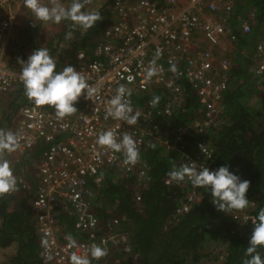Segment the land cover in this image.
Returning a JSON list of instances; mask_svg holds the SVG:
<instances>
[{"label":"built area","instance_id":"2783aa9c","mask_svg":"<svg viewBox=\"0 0 264 264\" xmlns=\"http://www.w3.org/2000/svg\"><path fill=\"white\" fill-rule=\"evenodd\" d=\"M8 1L0 0V10ZM236 2L114 0L118 20L104 30L91 54L79 51L76 55V69L86 75L89 84L99 87L93 101L82 95L77 101V112L64 118L57 117L53 106H36L34 103L22 106L15 131H21L24 139L21 147L8 156L18 161L22 154L38 144H50L39 168L40 182L33 202L38 218V235L41 239L47 238L51 245L50 248H42L44 259L47 255L52 256L48 264H70L72 252L82 255L92 244H100L101 241L107 255L92 264L123 263L114 259L116 251L128 255L130 262H137L138 254L134 252L128 235L118 232V226L124 219L115 218L103 225L94 215L91 200L95 196V186L102 184L104 169L112 168L126 176L134 175L140 186L145 187L151 180L150 167L142 159L135 165L125 164L122 153L99 146L96 139L99 132L113 128L121 134L127 132L132 135L141 153L151 148V144L162 143V139L166 149L175 148L173 138L167 134L169 131L156 120L168 119L185 110L188 97L187 86L180 82L183 78L194 88L204 112L202 116H193L187 126L177 127L171 132L177 134L178 140L193 133L198 136L194 148L180 154L178 166L190 164L197 169L211 168V145L204 136L220 123L232 60L228 54L219 59L220 53L204 48L203 43L207 40L214 48H220L221 42L232 43L237 39V34L227 27L226 17L220 16V12L224 15L232 13ZM11 19L8 16L0 22V98L16 84L22 83L20 73L4 62ZM238 21L244 34L251 33L259 25L255 9L240 16ZM260 24L262 35L250 67L255 77L264 75V18ZM157 50L162 53L157 59L161 71L148 80L145 70L149 61L156 57ZM169 61L177 66L181 75L169 70ZM128 77H132L131 83ZM119 84H125L132 90L130 100L134 110L142 113L136 125L104 118L105 105ZM157 94L161 99L156 107H152L150 100ZM202 145L209 157L201 150ZM19 181L23 188L30 187L24 179ZM166 182L171 184L172 180ZM182 186L187 188L185 195L178 200L167 225L179 221L201 200L199 188L190 183H182ZM141 199V192H137L136 201ZM252 206L254 203L240 210L236 218L243 223L251 222L254 217L250 212ZM63 212L76 215V231L80 237L74 238L78 248H69L66 234L61 233L59 214Z\"/></svg>","mask_w":264,"mask_h":264},{"label":"trees","instance_id":"16d2710c","mask_svg":"<svg viewBox=\"0 0 264 264\" xmlns=\"http://www.w3.org/2000/svg\"><path fill=\"white\" fill-rule=\"evenodd\" d=\"M113 3L114 0H106L97 9L101 13V20L84 33L81 43H75L80 44L78 49H91L97 35L111 25L114 18ZM246 9V13L255 9L259 20V25L249 34L240 31L238 21ZM220 13V16L226 17L227 27L237 34V39L227 45L225 51L230 54L232 47L236 51L229 55L232 66L229 72V87L223 94L221 124L204 137L211 145L209 162L213 169L221 164H229L231 170L237 172L242 179L250 181L247 192L250 201L248 207L254 203L250 212L255 215L260 207H264V75L255 77L250 72V67L256 58L255 44L262 35L260 23L264 18V0H237L232 13ZM63 43L67 41L59 38L57 41H49L45 47L50 48V54L55 58L58 50L57 47L52 48V44L61 46ZM221 43L227 44L226 41ZM203 47L219 52L218 47L214 48L207 40ZM9 53L13 55L12 50ZM223 54L220 52L218 58L221 59ZM63 55L59 54L56 59L58 69L66 64L74 65L73 61L66 63ZM22 58L24 59V56ZM17 66L21 71V65L18 63ZM180 82L187 86L188 99L185 110L168 119L156 120L169 131L167 134L173 138L175 148L166 150L156 144L155 148L151 147L141 153V158L150 167L151 180L145 187L140 186L134 175L126 176L112 168L104 169L103 183L95 189L96 197L93 201L97 208L94 215L103 221V225L110 223L115 217L124 219L120 231L131 237L135 252L139 256L135 263L130 262V258L121 256L124 263L201 264L208 260H218L219 264H243L244 249L251 236L252 223H243L236 218L239 211L229 214L217 211L205 189L199 188L201 200L191 212L179 221L167 225L168 218L187 189L182 183L173 180V183L167 184L166 181L171 179L167 172L174 164L178 166L183 151H191L194 148V140L198 137L193 133L194 135L189 134L178 140L177 134L171 132L177 127L187 126L193 116H202L204 112L188 80L183 78ZM13 94L15 99L8 113L9 124L12 116L18 117L23 105L31 103L24 94L23 84L17 85ZM46 147L47 145L38 146L32 153L29 152L22 157V163L15 160L18 169H14L17 170L14 174L21 176L33 190L30 193L23 190L18 180L16 191L0 195V247L11 248L13 243L18 244L11 259L12 264H45L33 201L40 182L38 165ZM23 165L27 170L22 173ZM137 189L142 194L140 202H137L135 197ZM7 195H11V198L15 195L20 197L18 211L9 208L11 198L6 197ZM31 195L32 208L24 204L26 198ZM75 220L76 217L72 214L62 213L60 216L65 233L77 237ZM217 243L223 246L219 251L213 248ZM261 252L264 253V249H261ZM116 256L119 261L120 255ZM109 264L115 263L111 261Z\"/></svg>","mask_w":264,"mask_h":264},{"label":"clouds","instance_id":"9594fccd","mask_svg":"<svg viewBox=\"0 0 264 264\" xmlns=\"http://www.w3.org/2000/svg\"><path fill=\"white\" fill-rule=\"evenodd\" d=\"M88 0H24V7L31 11L34 20L40 24H60L68 22L70 28L79 29L86 33L98 21L101 13L98 10L87 8ZM72 31L66 36L72 38ZM157 50L156 57L149 61L146 68V79L151 80L158 76L161 68L157 66V59L161 56ZM83 58V55H80ZM21 65L20 81L23 84L24 94L27 99L36 106H53L57 117L64 118L77 112V101L82 95L92 100L99 91L98 86L89 84L84 73L78 71L74 65L66 64L58 69L56 59L50 54L47 47H37L25 60L18 58ZM169 70L181 75L177 66L169 61ZM129 83L132 77H128ZM132 90L125 84H119L115 94L105 105V119L123 121L128 125H136L142 113L134 110L130 97ZM159 96L150 100L152 107H156L160 101ZM147 118V117H145ZM24 139L19 130L0 128V195L14 192L18 189V177L14 174V168L8 154L21 147ZM96 143L113 152L122 153L124 163L135 165L141 158V152L137 141L127 132L121 134L116 129L109 128L98 133ZM150 147L155 148V144ZM201 150L209 157L203 145ZM94 171V170H93ZM167 176L177 183H190L194 188H202L210 194V200L217 211L229 214L233 211L244 210L249 206L247 192L250 181L242 179L237 172L231 170V165L221 164L216 168L209 166L197 169L194 165H173L167 172ZM247 220V217H245ZM252 232L248 245L244 249L243 264H264V207H260L251 220ZM69 248H78V242L71 233L65 235ZM42 246L50 248L47 238L42 239ZM100 244H92L84 254L72 252L70 264H92L107 255V250ZM52 256L45 257V264Z\"/></svg>","mask_w":264,"mask_h":264},{"label":"crops","instance_id":"0c3cea01","mask_svg":"<svg viewBox=\"0 0 264 264\" xmlns=\"http://www.w3.org/2000/svg\"><path fill=\"white\" fill-rule=\"evenodd\" d=\"M46 2H47V0H46ZM65 2L67 3L68 0H65ZM105 2H106V0H101L100 4L96 7V4L93 3L92 0H88L87 8L89 10H97ZM112 10H113L112 14L114 15V18H112V22H114V21H116L118 15L114 11L113 8H112ZM5 16H10L13 20V27L11 29V32L7 35V43L9 41V36L12 37L13 40H17V42H18V39H15L17 34H19V35L21 34V36H22L24 33H30V34L32 33L33 35H35L34 37H30V38H32V41L33 40L35 41L36 39H40L39 43L42 44L45 42L44 39H47V40L51 39L49 37V35H52L53 32H59V33L63 32V26H64L63 22H61L60 25L58 24V26L60 28L54 29V27L57 26V24L54 25L53 23H49L47 25H44V24H40L39 21L34 20V17H32L31 11L24 7V0H9L8 3L6 4V6L0 11V19L4 18ZM73 32H77L80 35L79 41L81 43V41L83 40V37H84V33H81L79 29H75ZM102 34H103V32H101L99 35H97V37L95 38L94 41L96 42L98 40V38L100 39ZM71 42H72V45H74L73 40H71ZM45 46H47V44ZM77 46H80V44L76 45V47L74 46L75 57L72 58L74 65L76 62V55L79 51L85 50L88 53H90V50L92 49V48L89 50L88 49L87 50L86 49H78ZM19 47L21 48V46H19ZM57 47H60V46H57ZM52 48H54V46H52ZM72 48H73V46H72ZM225 48L226 47H224L222 50H224ZM255 48H256V44H255ZM7 50H8V48H6L5 53H4L5 64L14 68L16 71L21 72L20 69H18V66L16 65V63H13L12 60H10L11 57L6 58ZM17 51H19V49H17ZM225 52H227V51H225ZM29 55L30 54L28 52L27 56H29ZM255 56H256V51H255ZM10 62H12V63H10ZM5 98H6V95H4V96H2V98H0V110H1V107L3 106V102H4ZM7 129H10V128H7ZM23 166H22V171L27 170V168L25 166L24 167ZM16 169H18V167ZM6 197L11 198V195H7ZM31 198H33L32 195H31V197L28 196L25 200V203H24L25 205H29L30 208H32ZM19 207H20V197L12 196V198L10 199V207L9 208H11V210L17 209V211H18ZM35 218H36V216H35ZM36 224H37V219H36ZM17 248H18L17 243L16 244L13 243L11 248L0 247V254H1L0 255V264H12L11 259L15 253V250H17Z\"/></svg>","mask_w":264,"mask_h":264},{"label":"rangeland","instance_id":"374dc122","mask_svg":"<svg viewBox=\"0 0 264 264\" xmlns=\"http://www.w3.org/2000/svg\"><path fill=\"white\" fill-rule=\"evenodd\" d=\"M92 2L95 3L96 7H97L100 4L101 0H92ZM247 10L248 9L245 10V13H246ZM63 25L64 26H63V32L62 33L59 34V32H53L52 35H49V37L51 39H49V40L44 39L45 42L42 43V44L39 43L40 39H36L35 41L34 40L32 41V38H30V37H34L35 36L32 33L31 34L30 33H24L22 36H21V34L20 35L17 34L15 39H18V42H17V40H13V38L9 36V41H8V45H7L8 50H7V53H6V58H10L11 57L10 60H12V62L16 63V65H17L18 64V62H17L18 58H21L22 56H24V59H25V57L28 58V56H27L28 52H29V54H31L37 47H45V45L49 41H52V40H56L57 41V39L63 38V39H65L67 41V43H63L60 47H57L58 45H53L52 44V46H54V48L57 47V50H58V52L55 54V59H58L59 54L63 53L64 54L63 55V60H65L66 63H69V61H72V58L75 57V49L72 48L73 45H72L71 40H73V44L80 42L79 41L80 35L77 32H73L75 29L70 28L68 22H63ZM58 28H60V27L57 24V26H55L54 29H58ZM69 31H72V33H73L71 39L67 38V36H66V34ZM227 45H231V43L227 42L226 47H227ZM19 46H21V48ZM17 49H19V51H17ZM67 49H69L70 51H67ZM10 50H12V52H13L12 56L9 53ZM218 51L221 52V53H227V52H225V49L224 50L219 49ZM229 51H230V55H232V53L234 51H236V50L232 47V49L229 50ZM12 62H10V63H12ZM18 69H19V67H18ZM263 90H264V88H263ZM14 91H15V88L11 89V91L6 94V98H5L4 102H3V106L1 107V110H0V128H4V129L10 128L13 131H15V128H16V123H17L16 117L12 116V121L9 124L8 113L10 112L9 110L11 109L13 100L15 99V97H14L15 94H13ZM26 155L27 154H23L21 156V161L22 162H23L22 157H25ZM10 160L12 162L13 168L16 169V167H17L16 161L12 160L11 158H10ZM22 162H20V163H22ZM16 171H14V173ZM137 192H139V190ZM15 196H17V195H15ZM213 248H214L215 251H219V250H221L223 248V246H221V245H219L217 243L216 245L215 244L213 245ZM114 258H116L115 260L117 261L116 253L114 255ZM119 261L124 263V261L121 258V256H120V260ZM201 264H219V261L218 260H211V261L208 260L207 262H204V263L202 262Z\"/></svg>","mask_w":264,"mask_h":264},{"label":"bare ground","instance_id":"6f19581e","mask_svg":"<svg viewBox=\"0 0 264 264\" xmlns=\"http://www.w3.org/2000/svg\"><path fill=\"white\" fill-rule=\"evenodd\" d=\"M112 8L114 9V11H115V8H114V3H113V6H112ZM2 10V9H1ZM0 10V11H1ZM116 12V11H115ZM117 13V12H116ZM118 15V14H117ZM8 16H5L4 18H7ZM4 18H2V19H0V22L4 19ZM118 20V17H117V19H116V21ZM116 21H114V22H112L111 23V25L112 24H114ZM111 25H109V26H111ZM109 26H107L106 28H108ZM12 27H13V20L11 19V26H10V29L8 30V32H7V35L11 32V29H12ZM105 28V29H106ZM104 29V30H105ZM104 30L102 31V32H104ZM99 41V39L95 42V44H94V46L92 47V49L90 50V53L89 54H91L93 51H94V48H95V45H96V43ZM7 42H6V46H5V50H6V48H7ZM224 47H226V44H223L222 45V47H220V48H218V49H223ZM5 50H4V53H5ZM81 51H85V50H81ZM85 52H87V51H85ZM88 53V52H87ZM220 53V52H219ZM224 54H228V53H224ZM228 55H230V54H228ZM75 67H77V57H76V62H75V65H74ZM18 72V71H17ZM20 73V72H19ZM20 84H22V83H20ZM20 84H16L13 88H15L17 85H20ZM12 88V89H13ZM6 95V94H5ZM157 95H160V94H157ZM223 101H224V99H223ZM32 103V102H31ZM28 104V103H27ZM22 108V107H21ZM21 108H20V110H21ZM19 115H20V111H19V113H18V117H19ZM18 117L16 118V121L18 120ZM159 119H161V118H159ZM158 120V119H157ZM221 124V119H220V123H219V125ZM218 125V126H219ZM167 137V136H166ZM195 141V140H194ZM157 144H160L162 147H164V149H166L165 148V146L163 145V139H162V143L161 142H158ZM42 145H47V147H46V149L44 150V152L42 153V155H41V158H40V161H39V165H38V167L40 168V165H41V162H42V160L44 159V153H45V151L46 150H48V148L50 147V144H48V143H45V142H43V143H40V144H38L35 148H33V149H31V150H29V151H27L26 153H24V154H27L28 155V153L29 152H33L38 146H42ZM156 145V144H155ZM166 150H169V149H166ZM23 155V154H22ZM140 159H142V158H140ZM210 159V158H209ZM143 160V159H142ZM17 161V160H16ZM21 161V157H20V159L17 161V162H20ZM212 168V167H211ZM24 171H22V173H23ZM22 175V174H21ZM18 177V180L20 179V178H22L21 176H17ZM103 180H104V178H103ZM102 183H103V181H102ZM30 185V184H29ZM38 186H39V184H38ZM38 186L36 187V190H35V197H36V192H37V189H38ZM101 186V185H100ZM23 188V187H22ZM97 187L95 186V188H94V190L96 189ZM23 190H28V193H30L33 189H31V187H29L28 189H25V188H23ZM35 197H34V199H35ZM95 197H96V191H95V196L93 197V199H95ZM93 199L91 200V202L93 203V206H94V213L96 212V204L94 203V201H93ZM34 202V201H33ZM33 210H34V208H33ZM35 212V211H34ZM63 213H65V214H72L71 212H63ZM239 214V213H238ZM62 215V213L61 214H59V227H60V230H61V233L62 234H66L65 233V228H64V226L61 224V221H60V216ZM72 215H75V214H72ZM36 217H37V215H36ZM75 217H76V215H75ZM115 218H119V217H115ZM114 218V219H115ZM113 219V220H114ZM112 220V221H113ZM37 221H38V218H37ZM111 221V222H112ZM75 222H76V220H75ZM102 223H103V221H102ZM123 222H121V224L118 226V232L119 233H125V232H121L120 230H121V227H122V224ZM75 231H76V225H75ZM76 233H77V237H75V238H78V237H80V233L79 232H77L76 231ZM125 234H127V233H125ZM128 235V234H127ZM128 237H129V239H130V241H131V237L128 235ZM41 238V237H40ZM42 240V239H41ZM131 246H132V248H133V250H134V252H135V249H134V246H133V244H132V241H131ZM116 254H118V255H120V256H124L125 258H130L128 255H126V254H123V253H121L120 251H116L115 252ZM114 253V254H115ZM136 253V252H135ZM138 258H139V256H138ZM45 260V259H44Z\"/></svg>","mask_w":264,"mask_h":264}]
</instances>
